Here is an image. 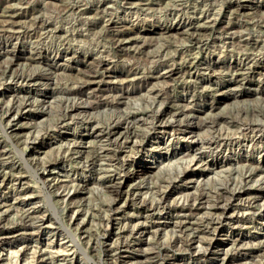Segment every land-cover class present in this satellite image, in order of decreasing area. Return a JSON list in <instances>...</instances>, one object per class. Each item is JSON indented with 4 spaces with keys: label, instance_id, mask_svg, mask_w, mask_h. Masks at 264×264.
Wrapping results in <instances>:
<instances>
[{
    "label": "rangeland",
    "instance_id": "obj_1",
    "mask_svg": "<svg viewBox=\"0 0 264 264\" xmlns=\"http://www.w3.org/2000/svg\"><path fill=\"white\" fill-rule=\"evenodd\" d=\"M238 62L248 64L246 69L232 71ZM208 76H241L248 83L240 85L244 92L235 100L221 92L222 85L203 82ZM257 79H262L261 91L254 90ZM263 79L264 0H0V264H108L119 255L139 264L133 256L141 251L135 247L150 256L140 264H158L164 257L174 264H219L221 251L201 255L165 249L160 242L170 232L154 228L163 221L171 224L160 218L166 210L148 215L137 198L109 191L107 180L114 167L126 170L130 177L123 189L143 182L139 197L146 190L157 197L155 191L172 178L166 202L179 205L185 192L226 180L238 183L239 169L187 165V137L171 130L164 140L144 139L147 146L168 148L167 160L153 162L142 148L132 154L121 148L120 154L106 142L110 160L83 168L81 162L99 153L96 132L86 130L85 123L101 126L123 112L147 115L159 104H188L202 118L219 113L253 119L264 110ZM145 120L130 126L139 131L149 126ZM244 148L239 155L260 167L261 144ZM237 155L230 154L232 162ZM47 162L53 165L43 174ZM216 162L225 165L223 159ZM257 186L250 182L245 188ZM230 210L250 222L241 229L225 226L216 233L218 241L238 233L261 237L264 207ZM108 216L114 218L111 224ZM137 221L149 231L140 239L129 237L135 247L126 248L117 233ZM205 228L199 226L202 232ZM105 243L115 246L107 250ZM243 248L229 252L223 264H258L257 251Z\"/></svg>",
    "mask_w": 264,
    "mask_h": 264
},
{
    "label": "bare ground",
    "instance_id": "obj_2",
    "mask_svg": "<svg viewBox=\"0 0 264 264\" xmlns=\"http://www.w3.org/2000/svg\"><path fill=\"white\" fill-rule=\"evenodd\" d=\"M243 65H240V63L238 62L237 65L233 66L232 71L240 69L242 70L245 68V65L247 66L248 64L244 63ZM217 79H215L214 76H208L206 78V81L203 80V82H206L208 85L212 86L222 85L223 89H221V92L227 93L225 96H230L235 100L237 96H241L244 92V90L239 89L240 85L245 82L248 83V79L241 76H231L227 79L222 76ZM261 80H256L258 82H256V88H254L255 91H261V88L259 86ZM120 98L122 97H119V99ZM195 105L201 106L196 103ZM240 111L243 110L237 109V113ZM194 112L195 111H193V107L188 106V104H186V108L179 107L178 105H176L175 107H162L161 104H159L157 108L151 110V112L147 115H145V113L137 115L130 114L129 112H123V114L121 113L122 117L117 116L114 119H108L106 122H103L101 126H99L98 123V125H96L92 124L91 121H87L85 123L88 125H86V130H88L89 128L92 131L94 130L96 132L94 136L99 142L97 144L99 153H96L88 160H84L83 162H81L82 167L91 169L102 159L110 160V158H107V150L105 149L106 142L109 145H113L114 149L117 148L119 150L118 153L120 154L123 152V150H120L121 148H128L127 153L139 151L142 148L145 150V156H151L153 158V162L156 161V157H162V159L167 160L172 154L171 152H169L168 148L163 146L160 147V145L158 144L157 147H152V145L147 146L144 139L151 137V139L154 140H164V137L169 135L168 130L185 134L183 135V137H187V146H189V151L186 152V156L188 157L187 165L191 164V162H194L196 167L201 166L203 170L207 169L209 171H213L214 169L218 170V168L227 169L229 171L239 169V174L241 173L240 175L242 176L238 183H231L230 181L226 180L225 182H217L211 188L209 187V189L206 187H203L202 189L194 188L195 191L193 190L191 192L183 193L184 198L182 204L173 205L166 202V197L168 196V193H170V191L168 192V188L173 182L172 178L165 181L167 184L164 185V188L157 189L155 191L157 197H150L151 193L148 190H146V192L141 194L142 196L139 197L141 193L140 189L144 187V185H141L143 182L138 185L131 186V189L127 187L126 189H123V184L126 183L127 179L130 177L128 175V171L126 172V170H118V168L114 167V169L110 170L114 173L113 178L107 180L109 182V184L107 185L109 191H111L117 197L121 196L122 193L125 192L126 195H129L130 200H138V203L141 207L146 209L148 208V210L151 211V213H149L148 215L160 214L162 210H166L163 213L167 216L163 215L160 218L169 220L171 224H167L163 221L160 224H155L156 227L154 228V232H157L159 229H163L165 231L164 235H168V233L170 232L167 241L160 242V244H163L165 246V249H170L171 251L175 249L186 251L191 254L197 253L201 255L215 254L218 251H221V253L223 254V258L221 257L222 261L219 264H223V261L225 260L229 252L237 254L241 252V250L245 249L243 247H248V249H255L257 251V255L261 257H259L258 259V264H261V262L264 260V232H262L261 237L253 235L254 239L249 238L252 236H246L244 234L239 235L238 233L237 235L235 234L236 236L226 235V237L220 241H218V239L216 238V233L225 226H237V228L241 229L243 226H245V222H250V219L248 220V218L245 216L243 217L242 215H235V211L230 210L231 208L238 207L240 209L242 208L243 210L245 209L256 212L264 207V187H262V185L264 184V168L261 169L262 167H264V160L263 164H261L260 166L261 168L259 167V165L256 167H252L250 166L246 158L247 155H239L241 154L240 152L245 146H252L254 144L260 143L264 148V110L258 113L260 116L257 115L256 111V113L253 114V119L234 118L231 116H223L219 113L210 115L206 118H202L199 117V115L195 116ZM14 118L15 115L10 116L9 120H12ZM145 119H148L147 124H149V126L146 125L145 128L141 127L139 131L136 126H130L131 123H138L139 121H143ZM76 138L77 140H83L85 137L78 136ZM165 140L170 141L171 138H166ZM103 142H105V144ZM158 146L160 149L166 148V153H162L159 150ZM74 153L78 155L77 157H81V151H76ZM236 153L238 154L237 159L232 162L233 159L230 154L234 155ZM21 154L24 156V153ZM209 156H211V158H208ZM143 159L145 158H142V160ZM220 159H223L225 161L224 167H221L220 164L218 165L219 162H216V160ZM24 160L29 166V159L24 157ZM58 161L60 160H56L54 164H57ZM133 161L134 160L130 161V165H132ZM49 163L50 162H47L46 165L43 166V174L46 173L47 167L53 165ZM141 163L142 165L140 167V170L141 172H143L146 167H144L143 162ZM250 182L251 185L254 183H258L261 186H257L253 190H250V187L245 188V186H247ZM147 188L149 189V187H146V189ZM136 198L137 200H135ZM113 221L114 218H108V222L110 224ZM194 223H196V225H193ZM139 224L140 223H138L137 221L132 225L130 229H125L123 227L122 229L120 228L121 230L117 234H119V238L122 239L121 243H123L124 247L133 249L135 247V244H131L127 241L129 237H133L135 234H137L138 236H136L134 239H140V235H142L146 230L147 232L149 231V229L141 228ZM200 225H205V229H207L206 231H204L205 233L202 232V230H199ZM152 226L154 225H151V227ZM167 226L170 227L167 228ZM104 245L107 250H111L112 247L115 246H113L111 243H105ZM219 246L222 247L220 248ZM135 248L141 251L140 255L133 256V258L136 259L135 262H138L139 264L148 263L150 259L149 253L144 249H140L139 247ZM174 262V259L168 261V258L164 257L162 261L158 262V264H174ZM128 263L131 264L132 262H129V259L124 258V256L122 255H119L117 257L113 256L108 262V264Z\"/></svg>",
    "mask_w": 264,
    "mask_h": 264
}]
</instances>
